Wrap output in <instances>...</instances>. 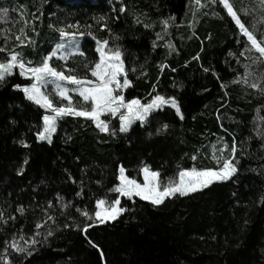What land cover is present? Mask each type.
I'll return each mask as SVG.
<instances>
[{"label":"trees","instance_id":"16d2710c","mask_svg":"<svg viewBox=\"0 0 264 264\" xmlns=\"http://www.w3.org/2000/svg\"><path fill=\"white\" fill-rule=\"evenodd\" d=\"M193 2L123 0L120 14L112 0H17L31 16L23 61L38 66L56 31L68 25L109 36L134 69L125 99L145 104L157 94L174 97L183 119L164 109L113 136L89 119L65 116L46 143L36 139L43 113L13 88L21 84L18 76L0 83V264H264V129L258 131L255 121L259 116L264 127V98L231 83L241 74L234 60L236 30L220 3L199 0L196 9ZM232 6L239 14L251 11L264 30L261 0H232ZM102 25L107 27L100 31ZM163 36L171 51L160 42ZM92 47L85 39L83 51ZM83 61L69 69L81 74ZM164 124L167 129L157 134ZM234 140L238 172L200 193L159 206L122 198L125 211L97 225L68 208L78 203L93 217L95 202L116 184L121 168L134 180L145 165L170 176L216 170L232 159ZM86 223L92 226L85 233ZM16 236L35 241L26 248L31 255L4 249Z\"/></svg>","mask_w":264,"mask_h":264},{"label":"snow or ice","instance_id":"6c2138e0","mask_svg":"<svg viewBox=\"0 0 264 264\" xmlns=\"http://www.w3.org/2000/svg\"><path fill=\"white\" fill-rule=\"evenodd\" d=\"M210 3H215L216 0H209ZM199 3V0H197ZM219 3L223 5L226 9L228 16L235 22V24L241 29L244 36H246L247 41L251 45V48L254 49L260 58H264V37L258 39L253 32H250L242 23L241 19L238 17L236 11H234L233 6L229 3V0H219ZM261 4L264 5V0H261ZM125 7L121 6L119 8L120 13L125 12ZM101 20L104 17H100ZM137 23L140 21L137 19ZM49 27H52L49 25ZM69 28L75 27L74 25H68ZM107 25H102V28H106ZM147 27V25H145ZM21 31H23L21 29ZM59 36L61 39L60 43L51 50V52L44 56L42 63L38 66L32 67V61H28L27 65L20 58V54L13 52L10 56H6L3 62H0V83L4 82L7 76L13 74V68L19 69V74L26 79H30L32 82L28 86H21L19 84L13 85L14 89H19L23 92L24 98L33 104L39 106L47 112H50V115H44L43 128L37 132V140H47L51 143V134L56 131V122L58 119L63 118L64 116H74V117H84L85 119H90L95 126L102 133H109L113 136L117 134L116 129H110L107 121L101 120L100 116L103 113H111L113 116L119 115V133H127L131 124L134 121H140L143 126L147 123L148 117L151 112L158 109H162L164 106H168L175 110L176 115L183 119L181 114V109L178 105L177 100L174 97L165 98L159 94L155 95L150 102L141 104L138 99H132L125 102V98L122 94V89L130 86V81L126 76L124 69V62L122 61V52L119 48L115 50L105 51V46L108 45L109 41H101L97 39V49L99 53V61L94 63V67H91V76L96 78V82L88 79H81L75 75L65 74L64 71L57 70L56 67L50 65V59L52 57H58L61 60L67 59L68 56L74 54L73 46L76 42V33H68L63 28L58 29ZM81 36L83 33H79ZM65 38L67 42H65ZM159 38V37H158ZM19 39V37H17ZM95 39V37H94ZM119 39V37H115ZM155 47V44H154ZM170 49L172 45L168 46ZM3 48H0V52H4ZM78 51V48L76 49ZM247 49L240 52L239 55L245 56ZM82 56L83 53L79 52ZM231 55V53H230ZM253 63H256L255 58ZM86 68L89 66L86 64ZM166 67V65H161V69ZM174 70V69H173ZM71 71V70H68ZM205 72L209 69L205 68ZM215 75V73H213ZM124 75L123 82L121 83L117 78L118 76ZM252 73H248L244 78V83H248V76H251ZM60 81H66L68 84L73 85L71 89L64 87ZM53 84L55 86L56 94L64 100L68 101L67 106L54 105L52 99L46 94L42 89L46 84ZM251 88L256 89L258 87V82L254 81L249 85ZM156 87L155 85L153 86ZM221 87H224L222 84ZM77 93L85 102L91 101V110L84 108H77L73 105L71 97L68 95V92ZM264 93V88L261 89ZM115 93V94H114ZM121 109H124V112H121ZM168 125H162V128L157 129V134L162 130L167 129ZM24 147H28L23 139L18 141ZM227 145L220 149L221 152L225 151ZM237 146L235 140L233 141L231 152L232 159H224L223 166L213 170H182L179 172V181H171L167 184H161L160 182V173L157 171H151L147 166L141 168V172L144 176V183H137L133 179H129L124 175V169H120V176L118 177L119 184L116 185L112 191L118 193L119 195L112 200L110 203L106 200L99 199L96 201V211L94 213L95 221L103 224L105 221H114L121 215L125 209L119 207L120 197H126L131 199L132 197H139L140 200L148 201L153 206H159L163 204L166 198H171L173 196L179 195L181 197L187 196L191 193L201 191L210 187L215 182H225L230 180L237 172V164L239 160L236 159ZM195 160L196 157L194 156ZM235 161V162H233ZM24 163H27V158ZM23 169H19L17 175L22 173ZM80 195V193H77ZM18 212H23L22 208H17ZM88 220H92V216L88 212H82ZM3 218V213H0V219ZM52 219V217H49ZM93 221V223L95 222ZM38 228L41 225H36ZM92 224H84L81 228L83 232H87V229L91 227ZM68 227V225H65ZM51 231L48 232L50 236ZM35 243V241H33ZM92 244V247L98 248L92 241H89ZM12 250L18 254L31 255V251L26 248L20 247L18 244H12ZM99 250V249H98ZM103 253H101V259H103ZM7 264V259L5 260Z\"/></svg>","mask_w":264,"mask_h":264},{"label":"rangeland","instance_id":"374dc122","mask_svg":"<svg viewBox=\"0 0 264 264\" xmlns=\"http://www.w3.org/2000/svg\"><path fill=\"white\" fill-rule=\"evenodd\" d=\"M114 2H117L118 5L121 7L123 6V0H112ZM219 2V0H217ZM3 2V6L0 7V48H3L5 51L4 52H0V62H3L6 56H10L13 52L16 53H21L23 49H25V45H28L30 43V38L27 34V27H28V19H30V15L28 13V9L24 6V4L20 3V6H18L17 0H2ZM72 3V2H71ZM74 3V2H73ZM229 3L232 5V0H229ZM221 5V4H220ZM196 6V9L201 8L202 5L197 3V0H194L193 2V7ZM119 7V8H120ZM221 7L224 9L223 5H221ZM225 12L227 13L226 9H224ZM237 13V12H236ZM122 14V13H120ZM238 17L241 19L242 23H244L245 27L250 31L253 32L254 35H256L259 38L264 37V30L262 28V20L259 19L257 16H255V14H253L251 11H241L240 14L237 13ZM228 16V14H227ZM236 30V37H235V46L236 48L238 47V53L240 54V52L245 51L247 49V53L245 56H241L239 55V57H235L234 55V60H235V64L239 66V68L241 69V74H239L236 78L233 79V82H231L232 84L236 85H242L244 87H247L255 92H257L260 96H262V98H264V93H262L261 89L264 88V58H260L259 54L251 48V45L249 44V42L247 41L246 36L243 35L241 29L235 24V22L231 19L230 16H228ZM64 26H66L64 24ZM21 29L23 31H21ZM61 29V28H60ZM66 32L68 33H76V44L73 46V52L74 54L70 55L67 57V59L61 60L58 57H52L50 59V65L54 66L57 68V70L59 71H64L65 74H71V75H75L78 78L81 79H88V80H92L93 82H96V78L91 76V67H94V63L98 62L100 57H99V53L96 51L97 49V39L104 41V40H108L109 43L108 45L105 46V51L108 50H115L116 48H119L117 46H114L111 44V40L108 37H96V35H93L91 32H87L84 31V34L81 36L78 31L76 26L69 28V27H65L63 28ZM100 31H103V28H101ZM56 35L57 38L55 40V42L52 44V46L49 48V50L47 51V53H45L43 55L47 56L51 50L57 45V43L61 42L60 36H59V32L58 30L56 31ZM17 37H19V39H17ZM95 37V39H94ZM165 36L162 37V39L160 38V42H164V45L167 46L166 49H168V51H171V49L168 47L169 45H171L168 41H166ZM68 38H65V42H67ZM85 39H90V41L93 43V47H92V51L91 53H86L85 51H83V42ZM78 48V51H76V49ZM119 50L121 51V49L119 48ZM79 52H82L83 55L81 56L79 54ZM122 52V51H121ZM42 57V59H43ZM21 58V57H20ZM251 58H255L256 59V63H253V59ZM22 59V58H21ZM42 59L39 62V64L42 63ZM77 59H82L84 60V65H88L89 67L86 68L85 66L83 67V72L81 74H76L74 73V71H68L70 70L69 67L72 66V64H74V62H76ZM122 61L124 62V69H125V73L127 78L129 79L130 74H133L134 69L132 68V70H130L125 61V57L124 54L122 52V57H121ZM23 60V59H22ZM89 60V61H88ZM25 62V61H24ZM25 64L27 65V63L25 62ZM30 66L35 67V64H31ZM62 66V67H60ZM13 74L11 76H7L5 80H7V78H11L14 76H18V78L21 81V86H28L31 84V80L30 79H26L25 77H22L19 74V69L18 68H13ZM248 73H252L251 76H248V83H244V78ZM124 75L118 76V80L122 83L123 79H124ZM130 81V80H129ZM258 82V87L256 89L251 88L249 85L252 82ZM59 83H61L64 87L71 89L72 87H74L71 84H68L66 81H60ZM130 86H131V82H130ZM124 88L122 89V94L125 98V93L127 91V89L130 88ZM19 90V89H17ZM46 94L49 95V97L52 99L54 105L56 106H60V105H64L67 106L68 101L62 99L61 97H59L56 92H55V86L51 83L44 85L43 89H42ZM22 94V96L24 97V94L21 90H19ZM115 94V93H114ZM68 95L71 97V100L73 102V105L77 108H84L87 110H91V101H87L85 102L77 93L75 92H68ZM164 96L166 99L169 97H166L165 95H161ZM25 99V98H24ZM26 100V99H25ZM132 100V99H131ZM28 103H30L31 105H33L34 107H36L37 109H39L42 113L43 116L44 115H50V112L45 111L44 109L40 108L39 106L33 104L32 102L26 100ZM129 100L125 99V102H127ZM141 102V101H140ZM142 104V103H141ZM164 109L167 110H172L173 112H175L174 109L168 107V106H164L162 109H158L156 111H153L150 113L149 117L153 114H155L158 111H162ZM124 109H121V112H124ZM176 113V112H175ZM119 115L120 113H117L116 116H113L111 113H103L100 116L101 120L107 121L109 124V128H112L113 122H117V132L119 129ZM42 116V117H43ZM71 116V115H69ZM65 117V116H64ZM63 117V118H64ZM148 117V119H149ZM58 119L56 122V131L54 133L51 134V139L57 134L58 131V127L60 122L62 121V119ZM84 118V117H82ZM90 120V119H89ZM257 121V127H258V131L262 132V130L264 129V127L262 126L263 124V120H261V118L258 116L257 119L255 120ZM92 122V121H91ZM93 123V122H92ZM139 124L141 125L140 121H134L130 128H132L134 125ZM93 125L95 126V124L93 123ZM96 127V126H95ZM43 128V120L41 118V123L40 126L38 128V131L41 130ZM97 128V127H96ZM129 128V130H130ZM98 129V128H97ZM99 130V129H98ZM37 134V133H36ZM36 139H37V135H36ZM46 143H49L47 140H42ZM223 148V147H222ZM215 154V152H213ZM234 162V161H233ZM217 163H220L219 161H217ZM149 168V170L151 171H157V170H153L149 165H145ZM145 166H142L145 167ZM223 166V161L222 164L219 166L222 167ZM158 173H160V171H157ZM124 175L126 176V173L124 171ZM120 176V171L118 173V177ZM139 180H135L137 183L143 184L144 183V176L143 173L141 172V169H139ZM127 177V176H126ZM129 179H135V178H129ZM171 181H175L178 182L179 181V172L178 173H174L172 176L170 175H162L160 173V182L161 184H167ZM222 182H215L213 183L211 186L216 185V184H220ZM119 184V180L117 178V182L116 184L109 190V192L100 199L106 200L107 202H111L112 200H114L119 194L112 191V189ZM210 186V187H211ZM208 187V188H210ZM206 188V189H208ZM206 189H203L201 191H197L195 193H191L187 196H173L171 198H166L165 201L167 200H172L174 198H186L188 196H191L193 194L196 193H200ZM122 198H126V197H120V201ZM128 199V198H126ZM134 199H139V197H132L130 200H134ZM164 201V202H165ZM147 203H149L148 201H145ZM58 205L60 204L59 202H57ZM72 203V202H71ZM75 204V205H74ZM151 204V203H150ZM63 205H60L58 209H61V213L64 214L65 212H67V209L62 207ZM120 207V205H119ZM71 208L76 214L81 215L82 212H84L79 206L78 203H73V204H69V207ZM96 211V202L94 204V213ZM52 219L55 220V217L52 216ZM92 221H95V216L93 214L92 217ZM111 221H105L104 223H108ZM46 224V223H45ZM94 224H101L99 223V221H95ZM42 227V226H41ZM52 226H50L47 231L49 232L51 230ZM47 233V232H46ZM46 236V235H45ZM32 241V240H31ZM16 243L18 244L20 247L22 248H29L31 245H33V243L24 240L22 237L16 236V237H11L10 240H8V242L5 241L4 243V249H6L7 247H9L12 250V244ZM35 244V243H34ZM13 251V250H12ZM101 254V252H100ZM104 262V260H103Z\"/></svg>","mask_w":264,"mask_h":264}]
</instances>
